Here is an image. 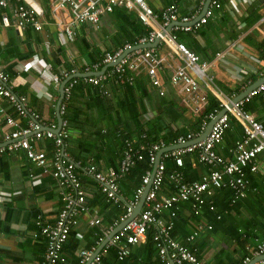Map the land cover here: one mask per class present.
<instances>
[{
    "label": "crops",
    "instance_id": "crops-1",
    "mask_svg": "<svg viewBox=\"0 0 264 264\" xmlns=\"http://www.w3.org/2000/svg\"><path fill=\"white\" fill-rule=\"evenodd\" d=\"M53 1L32 0L42 10L45 28H50L52 33L56 29V15L64 19L69 17L65 8L57 10V4ZM204 4L205 0L150 1L159 18L169 10L180 16V23H190L197 19L206 10L203 9ZM112 15L117 17V23L111 24L112 28L108 33L103 28L111 15L103 17L98 28L80 27L79 39L74 42L66 39L65 43L54 39L46 42L43 33L30 35L16 29L0 32V66L6 73L19 76L25 82L16 91L21 92L26 87L34 86L50 91L54 96V100H51L32 95V101L27 106L29 112H38L43 117L52 119L48 108L57 105L61 85L67 81L64 79L58 84L52 82L47 85L39 77V70L34 62L54 65L57 72L67 70L72 65L83 71L99 59L104 51L117 49L121 42L134 39L139 34L138 24L141 26L142 23L137 16L123 9ZM122 15L127 16L128 23L125 24ZM122 24H125V30L122 29ZM178 36L191 50L213 62L208 73L212 75L217 88L232 99H236L264 76V0H220L219 6L213 9L211 19L199 31H180ZM92 46L100 48L99 56L95 57ZM151 46L160 58L157 75L166 90L165 98L156 95L149 81L144 78L143 69L109 78L104 82V88L108 91L106 96L98 95L96 88L85 83L82 76L79 77L68 103V107L73 106L76 124L72 126L73 133L69 125L66 147L74 161L91 162L100 170H106L118 165L125 138L133 139L134 144L149 142L158 137L165 139L164 135L170 130L166 126L168 116L159 112L162 104L173 103L179 108L185 107L190 111L186 115L181 112V117H193L195 121L199 119L207 102L200 109H193L187 102L184 91L170 81L173 69L182 64V61L162 40H156ZM42 74L45 72L42 71ZM129 74L134 75V82L131 84L126 82ZM127 84L130 89H127ZM126 104H130L131 108ZM246 106L252 109L256 120L264 123V106L259 94ZM138 113L139 117L134 120ZM55 118L58 120L57 116ZM184 120L186 119L181 118L179 123H184ZM17 121L24 125L27 120L17 118ZM137 121L141 123V131L135 126ZM8 129L9 126L0 123V136ZM242 134V125L231 116L223 139L215 147L217 153L226 159H232L234 143ZM34 144L36 149L46 153L47 159L43 165L32 164L22 149L0 153V196L10 198L0 201V264L41 262L44 259L46 240L36 236V231L39 224L51 220L62 205L55 179L47 171L53 164L54 143L43 139ZM172 161V158L165 159L168 173L176 168L174 161L173 166H169ZM137 163L124 179L118 180L121 196L118 204L105 198L93 177L76 169L81 187L86 193V202L94 206L103 224L111 227L112 232L123 226L120 216L132 199L134 188L147 167L145 162ZM213 166L215 167L198 160L195 153H187L183 155V166L177 169L189 179L198 180ZM246 173L252 185L246 201L219 204L223 189L215 192L214 200L222 214L220 220L215 218L214 212L207 209L194 215L190 204L186 202L176 207L174 215H171L170 208L163 209L159 215L163 223H174L171 234L176 239H184L194 229H199L190 245L204 264H252L260 257L257 249L264 244V161L260 160L257 170L248 169ZM147 190L148 188L145 192ZM173 191V185L167 181L162 185L158 197L161 199ZM136 211L137 207L132 215ZM206 225H212V228ZM94 233H97V228L88 223L84 214H80L78 224L71 230V239L63 244L62 251L67 259L65 264H76L79 252L83 249L91 253L88 261L93 253L99 252L103 264H160L149 234L132 245L124 260L118 261L116 248L112 246L101 250L103 243L95 244ZM246 257L249 260L243 262Z\"/></svg>",
    "mask_w": 264,
    "mask_h": 264
},
{
    "label": "built area",
    "instance_id": "built-area-1",
    "mask_svg": "<svg viewBox=\"0 0 264 264\" xmlns=\"http://www.w3.org/2000/svg\"><path fill=\"white\" fill-rule=\"evenodd\" d=\"M150 1L54 0L57 10L64 7L69 17L64 19L56 15L54 18L56 29L52 33L50 28H45L42 10L32 3V0H0V32L16 29L30 35L43 33L46 42L52 39L59 43H65V39L74 42L79 39L80 27L98 28L103 17L119 13L121 9L137 16L146 30L144 35L138 34L132 40L121 42L117 49L104 51L99 59L83 71L72 65L67 70L57 72L54 65L34 62V66L39 70V77L47 85L52 82L58 84L67 79L61 101L58 105H51L48 108L52 119L43 117L38 112H29L27 107L32 101V95L54 100L52 93L34 86L17 92L16 89L25 82L19 76L6 73L0 66V123L9 126V129L0 136V153L22 149L32 164L43 165L47 159L46 153L36 149L34 142L51 139L55 145L53 164L47 171L55 179L62 206L51 220L40 223L36 231V236L46 240L41 264H58L65 261L63 244L71 230L78 224L80 214H84L88 223L97 228L94 238L96 237L98 242L103 243L104 247L116 248L118 260H124L129 255L132 245L149 234L161 264H204L196 256L195 249L190 246L197 232L187 235L185 242L173 238L171 235L173 223H163L159 218L160 213L163 209L170 208L171 215H174L177 212L176 207L188 200L193 202L195 214H198L204 205L210 210H215L216 206L211 196L214 190L222 187L232 190L230 197L232 203L244 202L250 195L252 185L246 171L257 170L260 160L264 161V123L253 117L252 109L246 104L259 94L264 106V81L238 100L232 99L217 88L212 75L208 73L213 62L191 50L179 38L180 31L183 33L199 31L211 19L213 9L219 6L220 0H209L205 12L190 23H180V16L169 10L159 18ZM243 29L245 30V27ZM156 38L170 47L182 61V64L173 69L170 81L184 91L186 100L193 109H200L207 102V92H211L219 100L221 108L226 107L227 111L215 121L202 141L190 143L189 141L196 135L192 132L179 135L171 143H166L163 137L141 144H134L133 139L125 138L122 156L116 167L100 170L94 163L74 161L66 147L68 120L65 114L79 77L82 76L85 83L96 88L98 95L106 96L108 91L104 88V82L109 78L114 75L121 76L127 71L143 69V76L149 81L156 95L165 98L166 90L157 75L160 58L158 52L151 46ZM42 71L45 74H42ZM126 80L130 84L133 83L134 75H127ZM55 116L57 118L61 116V120H57ZM231 116L240 122L243 134L234 143L233 158L226 159L217 153L215 147L223 139ZM17 118L26 119V124L19 123ZM171 145L173 146L169 147ZM187 153H195L198 160L216 167L201 180H191L177 169L183 166V155ZM166 158H172L176 166L170 173L166 171ZM138 161L146 162L147 168L141 175L140 184L134 188L132 199L125 207L120 220L124 221L132 215L148 188L142 208L138 215L130 218L119 230L112 232L111 227L103 224L94 206L86 202V193L81 187L76 169L79 168L83 173L93 177L105 198L118 204L121 201L118 180L124 179ZM167 181L173 185L174 191L160 199L158 192ZM9 199L0 196V201ZM220 217L221 214H217V218ZM257 253L263 254V257L254 264H264V244L258 246ZM90 255L89 250H81L77 264H103L99 252L93 253L91 260L88 261ZM248 260L249 257H246L243 262Z\"/></svg>",
    "mask_w": 264,
    "mask_h": 264
},
{
    "label": "trees",
    "instance_id": "trees-1",
    "mask_svg": "<svg viewBox=\"0 0 264 264\" xmlns=\"http://www.w3.org/2000/svg\"><path fill=\"white\" fill-rule=\"evenodd\" d=\"M122 17L125 18L124 19L125 24L128 23L127 16L122 15ZM125 24L121 25L123 30H125ZM145 32H146L145 27L143 25L140 26L138 24V33L144 35ZM92 52L94 55H96L95 57H97L101 54L100 48H98L97 46H92ZM62 67L60 68V70L62 69ZM126 87H127V89H130L129 88L130 86L128 84L126 85ZM172 104L173 103L162 104L160 107V111H159V112H161L162 115L168 116V122H167L166 126L169 127L170 131H169V133L164 135L166 143L173 142L174 139L177 138L181 134H187L189 132H194V133L202 132V129L205 126V123L207 124L211 118L210 115H212V116L215 115L221 109L219 100L211 92H207V103L203 107L201 115H200L199 119H197V121H195L193 117L192 118L187 117V116L181 117V112H183V114L186 115L189 113L190 110H188L185 107L179 108L178 106H174ZM126 105L128 106L129 109L131 108L130 104H126ZM65 117L68 120L66 130L69 133V125H70V129H71L72 126H74L76 124V123H74L76 118H75V112L73 110V106L70 105L69 107H67ZM137 117H139V113L135 116L134 120L137 119ZM181 118L186 119V120H184V123L180 124L179 122H180ZM135 126L137 127V129H139L141 131V123L140 122L137 121L135 123ZM157 126H159V125H157ZM173 126L175 127L174 129H173ZM158 138H155L154 140H151V141H155ZM66 141H67V139H66ZM48 143L50 144V146H52V143L50 141ZM218 144H216V146ZM49 153L52 155V152H49ZM169 166L170 167L173 166V161L171 162V164ZM222 191H223V197L220 198L218 203L219 204H221V203L227 204L231 195H232V190H230L229 188H224ZM223 201H225V202H223ZM68 239H71V234H70V238H68ZM45 249H46V245H45Z\"/></svg>",
    "mask_w": 264,
    "mask_h": 264
},
{
    "label": "water",
    "instance_id": "water-1",
    "mask_svg": "<svg viewBox=\"0 0 264 264\" xmlns=\"http://www.w3.org/2000/svg\"><path fill=\"white\" fill-rule=\"evenodd\" d=\"M208 5H209V0H205V4H204V10L208 8ZM158 40V38L155 39V41ZM154 41V42H155ZM154 42L151 44L153 45ZM264 81V76L262 78H260L257 82H255V84H253L252 86H250L249 88H247L245 90V92H243L240 96H238L236 99L234 98V100H237L241 97H243L244 95H246L249 91H251L252 89H254L255 87H257L258 85H260L262 82ZM64 85H65V82L61 85V88H60V98H59V101L57 103V105L59 104V102L61 101V98H62V95H63V88H64ZM231 104L229 103L228 106H230ZM227 111V108L226 107H223L221 108L213 117L210 118V120L208 121V123L206 124L204 130L202 131V133H200L199 136H197L196 138H194L193 140L189 141L190 143H194V142H197V141H202L205 139V137L208 135V133L210 132L211 130V127L212 125L214 124V122L223 114ZM58 120H61V116H58ZM173 145L169 146V147H172ZM147 192V191H146ZM146 192H144L142 198H141V201L140 203L137 205V211L136 213H134L132 216H129V218L125 219L123 221V224H125V222H127L130 218H133L136 214L139 213L140 211V208H141V205L145 198V194Z\"/></svg>",
    "mask_w": 264,
    "mask_h": 264
},
{
    "label": "rangeland",
    "instance_id": "rangeland-1",
    "mask_svg": "<svg viewBox=\"0 0 264 264\" xmlns=\"http://www.w3.org/2000/svg\"><path fill=\"white\" fill-rule=\"evenodd\" d=\"M108 18H110L109 20H106V19H108ZM108 18H105V20H106V25H105V27L103 28V30L105 31V33H108V31H110V28H112L111 27V24H114V23H117V17L115 16V15H111L110 17H108ZM108 35H111V33L110 34H108ZM71 130H72V133H73V129L71 128ZM138 162H140V161H138ZM137 163V162H136ZM135 163V164H136ZM146 163V162H145ZM206 163V162H205ZM209 164H211V163H209ZM147 165V164H146ZM216 167V166H215ZM214 166L211 168V170H213L214 168H215ZM132 168V167H131ZM147 168V167H146ZM131 170V169H130ZM211 170H209V172L211 171ZM145 171V170H144ZM208 172V173H209ZM208 173H206V174H208ZM206 174H204V175H206ZM203 175V176H204ZM202 176V177H203ZM202 177L200 178V179H198V180H201L202 179ZM141 180V179H140ZM139 184H140V182H139ZM139 184H137V185H139ZM136 185V186H137ZM135 186V187H136ZM224 188H228V187H222V188H218V189H216V190H214V192H213V195L211 196V200L214 202V204H215V206H216V208H215V210H210L206 205H204V207L201 209V211L198 213V214H195L194 213V211H193V208H192V205H193V202L191 201V200H188V201H185L186 203H189L190 204V207H191V211H192V213L194 214V215H199L204 209H207V210H209V211H211V212H214L215 213V218L216 219H218V220H220V219H222V214L219 212V210H218V208H217V205H216V202H215V200H214V194H215V192L216 191H218V190H221V189H224ZM231 190V189H230ZM159 193V192H158ZM146 195V194H145ZM142 197V196H141ZM145 199V198H144ZM61 200V199H60ZM62 202V201H61ZM143 202H144V200H143ZM229 202H230V199H229ZM183 203V202H182ZM181 203V204H182ZM125 208V207H124ZM140 212V211H139ZM139 214V213H138ZM138 214H136V215H138ZM217 214H221V217L220 218H217ZM174 224V223H173ZM173 224H172V227H171V230H172V228H173ZM212 226V225H211ZM212 228V227H211ZM197 232L195 235H194V238L197 236V234H198V232H199V229H194L191 233H189V234H187V235H190V234H192V233H194V232ZM172 235V234H171ZM186 235V236H187ZM186 236L184 237V239H177V240H181V241H183V242H185L184 240H185V238H186ZM173 237V236H172ZM174 238V237H173ZM194 238L192 239V241L194 240ZM151 239V238H150ZM176 239V238H175ZM191 241V242H192ZM94 242H95V244H100L101 242L99 241L98 242V239L96 240V237L94 238ZM190 242V243H191ZM191 246V245H190ZM108 248H110V246L109 247H104V246H102V248H101V250H106V249H108ZM157 251V250H156ZM98 253V252H97ZM196 254V253H195ZM65 256V255H64ZM102 256V255H101ZM197 256V255H196ZM198 257V256H197ZM65 258H66V256H65ZM79 258H80V252H79ZM116 258H117V256H116ZM159 259V258H158ZM118 260V259H117ZM200 260V259H199ZM66 261H67V259H65V261L64 262H59L58 264H65L66 263ZM78 261H79V259H78ZM77 261V262H78ZM118 261H120V260H118ZM201 261V260H200ZM42 262V261H41ZM41 262H39L38 264H41ZM159 262H160V260H159ZM77 264V263H76ZM161 264V263H160Z\"/></svg>",
    "mask_w": 264,
    "mask_h": 264
},
{
    "label": "clouds",
    "instance_id": "clouds-1",
    "mask_svg": "<svg viewBox=\"0 0 264 264\" xmlns=\"http://www.w3.org/2000/svg\"><path fill=\"white\" fill-rule=\"evenodd\" d=\"M234 99V98H233ZM238 100V99H237ZM214 116V115H213ZM213 116H211V117H213ZM215 123V122H214ZM205 126H206V124H205ZM205 126L203 127V129H202V131L204 130V128H205ZM193 133V132H192ZM200 133H202V132H199V133H194V134H196L195 136H194V138H196L197 136H199L200 135ZM193 138V139H194ZM48 140H51V139H48ZM55 146V145H54ZM54 154V153H53ZM35 165V164H34ZM39 166V165H38Z\"/></svg>",
    "mask_w": 264,
    "mask_h": 264
},
{
    "label": "bare ground",
    "instance_id": "bare-ground-1",
    "mask_svg": "<svg viewBox=\"0 0 264 264\" xmlns=\"http://www.w3.org/2000/svg\"><path fill=\"white\" fill-rule=\"evenodd\" d=\"M159 156H160V155H159ZM139 203H140V202H139ZM139 203H138V204H139ZM138 204H137V205H138ZM137 205H136V207H137ZM136 207H135V208H136ZM134 210H135V209H134ZM133 212H134V211H133ZM257 254H258V253H257ZM258 255L260 256L259 259L263 257V254H258ZM259 259L255 260L252 264H254L255 262H257Z\"/></svg>",
    "mask_w": 264,
    "mask_h": 264
}]
</instances>
